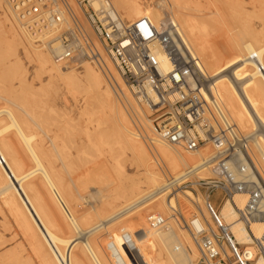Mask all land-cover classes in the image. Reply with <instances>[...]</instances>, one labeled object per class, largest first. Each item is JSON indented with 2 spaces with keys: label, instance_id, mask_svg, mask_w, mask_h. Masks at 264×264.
<instances>
[{
  "label": "bare ground",
  "instance_id": "1",
  "mask_svg": "<svg viewBox=\"0 0 264 264\" xmlns=\"http://www.w3.org/2000/svg\"><path fill=\"white\" fill-rule=\"evenodd\" d=\"M79 1L0 0V15L9 25L8 35L26 55L36 61L38 75H46L48 80L63 81L67 91L78 87L87 93L84 115L89 117L88 121H96L99 141H104L106 132H109L107 144L111 163L106 160L97 167L88 165L91 153L87 148L95 144L90 141L87 125L84 132L76 136L66 127L49 123V116L53 112H48V108L50 110L57 102L49 95L37 102L41 104L43 113H48L32 119L0 98V212H6L28 243L38 264H116L104 242L98 239L93 242L88 236V233H99L100 229L86 231L84 227L88 217L69 207L61 174L62 167H70L76 162L77 167L72 166L73 171L78 173L76 180L85 187L98 171L106 172L107 168H111L118 181L115 185L111 183L115 199L122 197V191L126 189L130 196L136 195L134 188L143 182L158 191L155 192L158 198L143 208L148 213L141 215V220L150 217L148 240L158 247V254H150V257L139 254L140 250L147 252L143 238L137 242L141 247L133 252L135 255L131 258V264H196L199 253L195 243L197 237L193 232L198 226L188 229L186 219L188 222L201 214L208 221L210 209L200 192L201 206L193 202L192 191V194H176L174 199H169V195L177 190L184 192L182 183L186 179L193 183L213 179L219 163L216 162L217 151L211 145H206L188 152L160 141L152 129L149 115V125L142 121L141 131L138 127L137 133L132 131L130 120L140 118V109L133 102L134 96L113 63L104 56L100 45L90 35L89 28L83 25V30H80L84 18ZM207 2L208 7L215 8V12L204 13L202 6L192 0H170L171 20L180 29L178 32L193 57L198 60L197 76L204 83V97L218 100L221 117L235 127L236 141H240V138L246 140L247 153L264 177V4L259 8L250 4L252 8L248 9L235 0ZM221 2L222 5L226 4L227 14L216 4ZM89 5L99 18L102 15L110 16L123 22L148 18L157 28L162 21V15L152 11L143 14L137 0H89ZM75 28L82 36L91 37L103 59L100 66L84 61L81 74H77L75 68L64 67V64L74 63L58 60L66 53L62 38L70 37ZM218 39L222 40L221 44ZM156 54L163 70L169 71L162 53L157 51ZM92 65L100 71L93 69ZM105 79H113L117 89L110 83L108 86ZM24 81L25 77L20 78L19 86ZM2 84L3 81H0V88ZM16 92L12 85L4 93L12 102L20 100ZM143 110L149 113L146 107ZM140 141L154 145L155 156L151 152L154 160ZM69 146L75 149V154ZM126 151L131 154L140 175L138 181H133L129 187L120 182L121 164ZM242 153L235 152L232 157L238 169L246 172L250 165ZM158 168L163 175L166 176V172L170 174L163 185ZM246 198L242 193L234 197L237 208L244 207ZM140 202L141 199L133 206ZM219 211L225 223H234L231 232L237 242L250 245L244 223L237 220L231 205L227 203ZM173 214L179 216L174 217ZM201 227L204 224L201 223ZM249 227L255 239H259L264 246V221L255 220ZM145 229L140 222L135 229L137 236H143ZM259 248V245L250 248L253 264H264V257L258 255ZM6 261L21 264V258L15 252L0 257V264H7Z\"/></svg>",
  "mask_w": 264,
  "mask_h": 264
},
{
  "label": "built area",
  "instance_id": "2",
  "mask_svg": "<svg viewBox=\"0 0 264 264\" xmlns=\"http://www.w3.org/2000/svg\"><path fill=\"white\" fill-rule=\"evenodd\" d=\"M79 4L84 18L80 30L83 25L89 28L125 86L148 109L157 138L188 152L206 145L217 151L219 163L213 179L196 183L186 179L182 183L183 189L204 195L211 212V224L201 214L186 222L190 230L198 226L193 232L199 253L196 264H253L250 248L256 245L260 247L258 255L264 257V246L249 227L255 220L264 221V177L247 153L246 140L236 141L235 127L221 117L218 100L204 97V83L197 76L198 60L178 29L171 22L157 28L148 18L134 22L103 15L99 18L89 0H80ZM78 30L75 28L70 37L62 38L66 53L58 60L74 64L85 60L102 65V55L91 37L82 36ZM157 51L162 53L169 71L163 70ZM238 151L247 157L250 166L246 172L238 169L232 157ZM240 193L247 197L242 209L234 203V197ZM227 203L237 220L244 223L250 245L239 244L231 232L234 223H225L221 217L219 210Z\"/></svg>",
  "mask_w": 264,
  "mask_h": 264
},
{
  "label": "rangeland",
  "instance_id": "3",
  "mask_svg": "<svg viewBox=\"0 0 264 264\" xmlns=\"http://www.w3.org/2000/svg\"><path fill=\"white\" fill-rule=\"evenodd\" d=\"M192 1L194 3H199L202 6L201 10L206 14L207 12L208 14L215 12V8L213 6L208 7L207 0ZM220 1L224 2L225 0ZM235 1L242 3L248 9L252 8V4H255L257 8L261 7L262 3L264 4V0ZM223 2H221V4H216H218L224 10L225 14H227L228 11L225 9L226 4H223V6ZM137 3L141 7L143 14H146L148 11H152L156 14L162 15L160 27L169 22L174 24L176 27V24L171 20L170 0H137ZM174 13L178 15L176 10H174ZM122 18L124 19L123 16ZM8 29V23L5 21L4 16L0 15V81H3V84L0 88L1 100H4V102H6L9 106L21 112L28 119L41 117L48 112H53V114L49 116V123L58 125L60 127H66L68 128L70 133L76 136H80L84 132L85 127L88 126L90 141L92 144H95V146H90L89 148H87V151L92 154H90L91 156L89 155L88 157V165H90V167H97L106 162V160L108 163H111V159L108 156L110 147L107 144V139L108 137H110L109 132H106L104 141H99L100 135L95 129L96 121H88L89 117H86V115H84L83 109L84 103L86 101L85 98H87V93L82 88L78 87H73L70 91H67L66 85L63 81L59 79L48 80L46 75H38L36 61L33 57L26 55L20 45H18L8 35ZM177 29L180 32V29ZM218 43L221 44L222 40H219ZM37 46L39 45L37 44ZM45 51L46 50H44L43 52ZM84 61L85 60H82L73 65L64 64V67H72L71 70H74L75 68L77 69L76 73L81 74V66ZM94 68L95 66H93V69ZM95 70L100 71V69L97 67L95 68ZM2 71L4 72L3 74L1 73ZM22 77H25V83L22 86H19V80ZM105 82L107 85L110 83L112 86H114V88L117 89V84L115 81H113V79H109V81L105 79ZM12 85L14 86V89H16L17 91L16 93L20 97L19 101H9L4 93L6 89L10 88ZM45 95H49V97L53 98V100H57V102L54 107H51L52 109L50 108L49 110L48 108V112L43 113L41 104H37V102L41 100ZM132 100L141 112L140 118H138V120H130L132 131H136L137 133L138 128L141 131L140 127L141 125H143L142 121L146 125H149L147 121V115H149V113L144 112L143 107L140 106L133 97ZM39 132L40 135H42V132L40 130H38V133ZM49 135H51V133ZM140 142H142L144 147L149 152L150 157L152 158V160H154L151 154V152L154 153V145L151 146L149 142ZM74 150L75 149H73V147H70V151H72L73 154H75L76 152ZM216 162H218V160H216ZM75 163L70 167L61 168L63 179L62 183L64 184V188L67 190V196H65V198L68 200L69 207H72L73 209L79 211L80 214L86 215L88 217V222L84 229L89 232L91 230L100 229L99 233L97 232V234L91 235V233H88V236L90 235L91 238L90 240H93V242H97L98 239L104 242L105 246H107L106 249L111 253V255H113L114 258L112 259H115L116 264H131V258L133 257V255H135V253L133 252L141 247V244L137 245V242L142 240L143 238L145 242L144 245L147 246V252L140 250L139 254L141 256L158 254V247L153 243L151 244V241L148 240V235L150 232L148 231V229L151 225L150 217L146 216L144 220H141V215H143L144 213L146 215L148 213V210H144L143 208H145L150 203L154 202L156 198H158L155 193L158 191L153 190L150 186L147 185V183L143 182L142 184H139L138 187L134 188V193H136V195L130 196L128 189H126L122 191L124 192V195L122 197L115 199V196L113 195L114 192H112L113 186H111V183L115 185V183L118 182L116 180V176L114 177L115 171H113L111 168H107L108 171L106 172L98 171L95 174V178L93 180L88 179L89 182L86 183L85 187H82L76 180L78 173L76 171H73L74 167L72 166L75 165V167H77V163ZM121 165V184H126V186L129 187L133 181L136 183L140 178V175L137 170L136 164L132 160L131 154L129 152L126 151L124 153ZM169 177L170 174H167V172L166 176L162 174V185ZM191 180L198 179L192 178ZM161 188L162 186L160 187V189ZM190 191V188L184 190V192H181L180 190L174 191L171 195H169V199H174L176 194H179V196H181L183 195V193H188ZM192 195L194 197L193 202L201 206V199L199 195L195 192ZM125 197L127 198L125 199ZM140 199V204L133 206V204L138 202ZM194 203H192V205L195 207ZM175 210L177 211V213H179L177 208ZM173 216L178 217L179 215L173 214ZM147 221L149 223H147ZM140 222H142L143 226L145 225L146 227L143 236L142 234L137 236L138 233L135 230L136 226H138ZM208 222L210 223L209 219ZM8 252L17 253V255L21 258V264H38L32 252L30 251L26 240L22 237L21 233L7 216L6 212L1 211L0 257ZM7 264L13 263L8 261Z\"/></svg>",
  "mask_w": 264,
  "mask_h": 264
}]
</instances>
